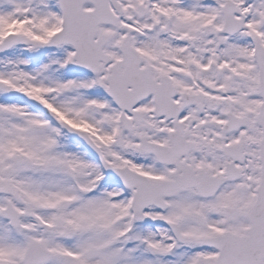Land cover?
Returning a JSON list of instances; mask_svg holds the SVG:
<instances>
[{
    "label": "snow or ice",
    "instance_id": "snow-or-ice-1",
    "mask_svg": "<svg viewBox=\"0 0 264 264\" xmlns=\"http://www.w3.org/2000/svg\"><path fill=\"white\" fill-rule=\"evenodd\" d=\"M0 264H264V0H0Z\"/></svg>",
    "mask_w": 264,
    "mask_h": 264
}]
</instances>
